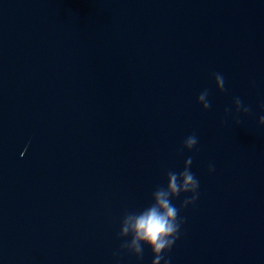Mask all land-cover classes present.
Returning <instances> with one entry per match:
<instances>
[{"label": "water", "instance_id": "obj_1", "mask_svg": "<svg viewBox=\"0 0 264 264\" xmlns=\"http://www.w3.org/2000/svg\"><path fill=\"white\" fill-rule=\"evenodd\" d=\"M261 115L264 0H0V264H151L121 220L189 156L170 264H264Z\"/></svg>", "mask_w": 264, "mask_h": 264}, {"label": "clouds", "instance_id": "obj_2", "mask_svg": "<svg viewBox=\"0 0 264 264\" xmlns=\"http://www.w3.org/2000/svg\"><path fill=\"white\" fill-rule=\"evenodd\" d=\"M216 89L225 90V79L220 73L214 74ZM209 92L204 90L197 97V103L207 111L211 107L208 99ZM235 113L245 115L251 112L240 97L233 99ZM231 108H226L225 113H231ZM258 125L264 126V115L258 119ZM198 144V137L192 133L183 140V149L191 151ZM26 150V149H25ZM23 155V153H21ZM193 158L189 156L182 171H169L167 173V186H158L152 193V203L140 211H126L120 224L118 237L122 239L118 253L127 252L138 260L144 256L147 246L152 253L151 264H170L167 254L171 252L180 237L181 226L185 223L180 217V209L172 203L182 194H191L182 201L181 207L186 208L195 204L199 199L200 182L191 171ZM215 171V166H209V172Z\"/></svg>", "mask_w": 264, "mask_h": 264}]
</instances>
